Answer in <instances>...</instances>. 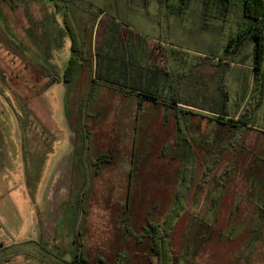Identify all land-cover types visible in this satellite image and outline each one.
<instances>
[{
	"label": "rangeland",
	"instance_id": "1",
	"mask_svg": "<svg viewBox=\"0 0 264 264\" xmlns=\"http://www.w3.org/2000/svg\"><path fill=\"white\" fill-rule=\"evenodd\" d=\"M185 2L180 10L170 0L168 15L159 0H58L60 9L55 0H0V264H157L143 232L163 221L185 174L173 264H264V95L251 110L259 129L243 134L215 117L253 106L254 43L225 51L243 23L239 4ZM65 13L83 57L70 83ZM110 40L128 42L109 44L107 59L132 66L137 42L155 103L137 109L92 79L91 60L98 51L102 61ZM95 90L99 112L80 106ZM214 186L216 223L199 209Z\"/></svg>",
	"mask_w": 264,
	"mask_h": 264
},
{
	"label": "trees",
	"instance_id": "2",
	"mask_svg": "<svg viewBox=\"0 0 264 264\" xmlns=\"http://www.w3.org/2000/svg\"><path fill=\"white\" fill-rule=\"evenodd\" d=\"M58 8L64 7L60 5L58 0H55ZM227 9L229 5L239 4L242 8L243 23L240 26L236 35H232L227 42L226 53L238 51L245 42L254 43V69L257 86L254 90L252 97L254 98V103L251 108H247L240 113L237 118L227 117L218 113L215 116L219 120H226L238 123L240 125L241 131L244 132L250 128L251 122V110L259 106L262 102L264 95V0H217ZM160 7L166 14L169 15L170 0H159ZM180 10L184 9L186 2L185 0H180ZM172 12H170L171 14ZM66 25L72 36V56L66 67L63 80L66 83L73 81L78 73L80 72L83 65V57L81 44L78 37L76 28L71 23L70 16L65 13ZM102 53V52H101ZM96 60L98 65V70L96 76L101 78L104 75L102 72V62L106 60L107 55L104 53L102 55V61L99 57V52L96 51ZM208 57V56H206ZM210 58V57H208ZM124 63V61L122 60ZM112 63V62H111ZM123 65V64H122ZM108 75L112 78L114 84L118 85L120 88H128L131 91L137 92L139 90L140 94L146 96L147 99H155L157 95L152 93L151 90H142L138 87L136 75L127 69L119 67L118 70L109 71ZM174 103L178 105L180 101L178 98L174 97ZM188 170H186L187 172ZM189 177L185 174L183 181L181 182L178 191L176 202L171 206L168 213L164 217L163 221L160 223L150 222L143 232V235L149 237L151 241V248L156 255L157 264H173L172 249L169 245V235L171 229L173 228L177 217L180 215L181 211L184 209V196L186 190L189 187Z\"/></svg>",
	"mask_w": 264,
	"mask_h": 264
},
{
	"label": "crops",
	"instance_id": "3",
	"mask_svg": "<svg viewBox=\"0 0 264 264\" xmlns=\"http://www.w3.org/2000/svg\"><path fill=\"white\" fill-rule=\"evenodd\" d=\"M52 17V16H51ZM53 18V17H52ZM50 23H51V21H50ZM122 39V38H121ZM127 42H128V40H126ZM132 41V40H131ZM111 40L109 41V43H107L106 44V49H105V51H104V53H106V55L108 54V52H109V48H108V45L109 44H113V47H116V45H124V44H127V42H122V43H115V42H111ZM124 43V44H123ZM133 43H134V45H135V47L134 48H132L131 49V51H132V53H133V56L135 57H133V60H134V63H133V66L132 65H129V64H131L130 62L129 63H127L125 60H123L124 61V63L121 61V62H119V63H111L110 62V60L109 59H107L106 58V60L105 61H103L102 62V72L104 73V75H101V78H99L98 76H96V74H92V79L93 78H96V79H101V87L102 88H108V89H111V90H115V91H119V92H121L122 93V95H124L125 97H127V98H130V99H133V100H135L136 101V106H137V109L138 108H140V106L143 104V103H146L147 101H149V102H152V103H155V101H153V99H147V100H143V99H139L140 98V96H141V94H140V92L138 91V92H135V91H131L130 89H128V88H120L118 85H116V84H114L113 83V81H111V77L108 75V73H109V71H111V70H118V68L119 67H125L127 70H129L130 72H136V79H137V84H138V87L140 88V89H142V90H149V89H147V88H150V83L151 82H153V81H156V80H152V79H150V77H149V75H150V72H146L147 70H150V68H148V67H145L144 66V62H143V59H141L140 61H138L137 62V42L135 43L134 41H133ZM132 43V44H133ZM129 47H131V46H129ZM92 50V49H91ZM124 50H126V48H123V51ZM138 50H140V49H138ZM93 51V50H92ZM142 53H143V51H142ZM93 57V56H92ZM107 57H109V55H107ZM93 60H94V57H93V59L91 60V65H92V71H96L97 72V70H98V63H97V60H95L94 62H93ZM129 60H131V59H129ZM123 64V65H122ZM132 67H134V69H136V70H134V69H132ZM133 70V71H132ZM137 71H139L138 72V76H137ZM151 71V70H150ZM156 73V72H155ZM154 73V74H155ZM154 79H157V78H154ZM144 80L145 81H147V85H140L139 83H143L144 82ZM100 87V88H101ZM92 89H93V85H91V83H89L88 84V86H87V88H86V91H89V92H91L92 91ZM95 93H97L96 92V90H95ZM98 94V93H97ZM89 95V94H88ZM87 95V96H88ZM82 96H84L83 94H82ZM86 96V97H87ZM102 95H97V98L96 99H93V100H91V104H90V98H88L87 100H83L82 102H81V104H80V106H82V107H92V110L91 111H96V112H99L100 110H102V109H99V107H105V102L103 101V99H102V97H101ZM85 97V96H84ZM179 105V104H178ZM139 106V107H138ZM251 128H257V127H255V126H251ZM257 129H259V128H257ZM262 130H264V129H262ZM131 166H132V164H131ZM128 172H132V169H129L128 170ZM253 189V188H252ZM213 190H214V194H213V202H207L208 200H205V199H203V200H201L200 202H199V209H205V208H207L205 211H206V213H205V215L204 216H202V215H200V216H202L203 218H205V220H213L215 223L217 222V213L215 212V210H216V208L218 207V203L220 204V198L221 197H219L218 196V193H219V188H217L216 186H214V188H213ZM210 191H211V189L210 188H208V190H207V193L210 195L211 193H210ZM221 192V191H220ZM126 204H127V208L129 207V204L128 203H126L124 200H123V202H122V206L123 207H125L126 206ZM204 205V206H203ZM201 213V212H200ZM205 223H208V221H205ZM214 223V224H215ZM214 235V234H213ZM205 237H207V234L206 233H204V234H202L201 235V240H202V238H205ZM211 237H212V235H209V237L206 239V241L207 240H211ZM221 238H222V236L220 235V233H219V236H218V238L216 239L217 241H219L220 242V240H221ZM247 239V238H246ZM220 245V243L216 246L215 244H214V250L212 251V254H210L209 255V260L211 261V257H213V253H214V255H216V249L219 251V253L221 252V248L220 247H218ZM202 248H200V250H201ZM206 250L205 249H202L201 250V253L202 254H205L206 255ZM205 262H202V264H204ZM198 264H199V262H198ZM212 264H216L215 263V261L214 262H212Z\"/></svg>",
	"mask_w": 264,
	"mask_h": 264
},
{
	"label": "flooded vegetation",
	"instance_id": "4",
	"mask_svg": "<svg viewBox=\"0 0 264 264\" xmlns=\"http://www.w3.org/2000/svg\"><path fill=\"white\" fill-rule=\"evenodd\" d=\"M253 125V124H252ZM254 126V125H253Z\"/></svg>",
	"mask_w": 264,
	"mask_h": 264
}]
</instances>
